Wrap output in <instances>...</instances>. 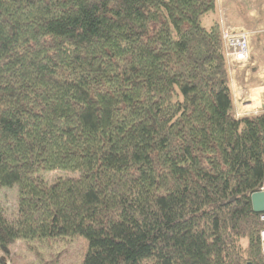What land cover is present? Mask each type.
<instances>
[{
    "label": "trees",
    "instance_id": "1",
    "mask_svg": "<svg viewBox=\"0 0 264 264\" xmlns=\"http://www.w3.org/2000/svg\"><path fill=\"white\" fill-rule=\"evenodd\" d=\"M216 2L0 0V264L77 234L79 264H264V112L235 113Z\"/></svg>",
    "mask_w": 264,
    "mask_h": 264
},
{
    "label": "crops",
    "instance_id": "2",
    "mask_svg": "<svg viewBox=\"0 0 264 264\" xmlns=\"http://www.w3.org/2000/svg\"><path fill=\"white\" fill-rule=\"evenodd\" d=\"M216 18L226 27L250 31L249 59L229 67L235 113L264 109V0H217L207 21Z\"/></svg>",
    "mask_w": 264,
    "mask_h": 264
},
{
    "label": "rangeland",
    "instance_id": "3",
    "mask_svg": "<svg viewBox=\"0 0 264 264\" xmlns=\"http://www.w3.org/2000/svg\"><path fill=\"white\" fill-rule=\"evenodd\" d=\"M212 15L213 12L209 11L208 16ZM201 20L202 24H206L207 16H203ZM35 174L48 183L60 177L77 176L78 170L41 169ZM17 194L18 187L16 184L0 186V203L6 208V213H10L15 209ZM87 246V239L79 234L72 237L57 238L52 243L47 240L38 241L36 239L18 238L10 245L11 254L6 264H79L84 257Z\"/></svg>",
    "mask_w": 264,
    "mask_h": 264
},
{
    "label": "built area",
    "instance_id": "4",
    "mask_svg": "<svg viewBox=\"0 0 264 264\" xmlns=\"http://www.w3.org/2000/svg\"><path fill=\"white\" fill-rule=\"evenodd\" d=\"M219 22L221 25V37L225 46V56L229 66H231V64L245 62L249 58L250 31L246 29L229 28L222 24V20ZM261 112H264V109H254L250 114ZM239 114V112H236V115L239 116ZM259 190H264V181ZM259 218L264 222V211L259 213ZM259 237L262 243V251L264 252V227L260 229Z\"/></svg>",
    "mask_w": 264,
    "mask_h": 264
},
{
    "label": "water",
    "instance_id": "5",
    "mask_svg": "<svg viewBox=\"0 0 264 264\" xmlns=\"http://www.w3.org/2000/svg\"><path fill=\"white\" fill-rule=\"evenodd\" d=\"M250 203L255 212L264 211V190L254 191L250 194Z\"/></svg>",
    "mask_w": 264,
    "mask_h": 264
}]
</instances>
